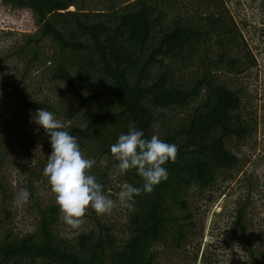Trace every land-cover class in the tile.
Segmentation results:
<instances>
[{
    "label": "trees",
    "instance_id": "16d2710c",
    "mask_svg": "<svg viewBox=\"0 0 264 264\" xmlns=\"http://www.w3.org/2000/svg\"><path fill=\"white\" fill-rule=\"evenodd\" d=\"M0 4L28 11L35 26L0 55V74L17 63L19 84L44 73L71 99L69 108L10 95L0 100V169L15 131L4 118L17 107L44 108L63 118L81 152L105 159L108 170L119 163L110 147L130 124L145 139L157 135L178 147L175 162L163 165L168 179L134 197V210L124 208V240L98 220L93 229L67 239L57 230L58 207L35 204L36 224L25 235H15L0 220V264H154L158 246L180 249L194 230L190 190L211 189L235 169L238 160L228 143L250 131L240 97L221 80L255 64L225 1L131 0L105 10H89L87 0ZM89 174L103 189L106 170L94 164ZM119 176L122 184L142 189L136 170ZM243 217L236 216L237 239L249 250V264H264V252L252 250Z\"/></svg>",
    "mask_w": 264,
    "mask_h": 264
},
{
    "label": "rangeland",
    "instance_id": "374dc122",
    "mask_svg": "<svg viewBox=\"0 0 264 264\" xmlns=\"http://www.w3.org/2000/svg\"><path fill=\"white\" fill-rule=\"evenodd\" d=\"M128 1L131 0H87V5L89 10H105ZM224 1L255 61L254 66L240 74L221 75L225 85L241 99L240 114L250 125L249 136L228 143L227 148L238 160L235 169L221 175L211 189L190 190L188 207L194 221L193 234L180 249L158 246L154 264H249V250L237 239L240 229L236 216L240 212L252 250L264 252V0ZM7 30L11 32H5ZM34 31L28 11L10 10L0 4V55L12 51L26 34ZM16 64H10V70L0 74V100L10 95L16 100L49 102L54 107L61 103L68 108L71 106L66 90L50 82L44 73L34 72L27 82L19 84L20 66ZM0 107L3 108L1 104ZM36 112L17 107L15 114L9 113L4 118L14 124L15 131L10 153L0 169V220L18 236L34 230L35 204L57 206L49 178L44 175L52 151L50 140L33 122ZM95 165L101 171L106 170L102 192L117 201V207L111 214L103 215L89 208L79 229L70 228L60 214L57 230L61 236L73 239L93 229L98 220L117 239L124 240L126 213L118 203L120 176L106 169L105 159L95 161ZM21 189H27L30 198L23 207H18L14 199Z\"/></svg>",
    "mask_w": 264,
    "mask_h": 264
},
{
    "label": "clouds",
    "instance_id": "9594fccd",
    "mask_svg": "<svg viewBox=\"0 0 264 264\" xmlns=\"http://www.w3.org/2000/svg\"><path fill=\"white\" fill-rule=\"evenodd\" d=\"M33 122L44 130L50 140L51 155L47 158L44 175L49 178L52 193L62 214L63 221L72 229H79L89 208L97 215L111 214L117 201L104 195L102 185L90 175L95 164L80 150L79 138L65 130L68 126L44 108L37 110ZM144 133L129 125L127 134H121L111 145L110 152L119 162L115 169L118 175L136 170L144 181L142 189L125 182L118 193V203L130 211L134 210L135 199L141 191L150 194L156 185L168 179L163 165L175 162L178 147L162 141L157 135L145 139ZM30 198L27 189H21L14 203L23 207Z\"/></svg>",
    "mask_w": 264,
    "mask_h": 264
}]
</instances>
